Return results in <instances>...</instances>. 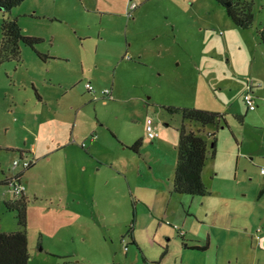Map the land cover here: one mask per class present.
Returning a JSON list of instances; mask_svg holds the SVG:
<instances>
[{
  "label": "rangeland",
  "instance_id": "rangeland-1",
  "mask_svg": "<svg viewBox=\"0 0 264 264\" xmlns=\"http://www.w3.org/2000/svg\"><path fill=\"white\" fill-rule=\"evenodd\" d=\"M128 1L138 7L126 12ZM249 1L250 29L235 25L215 0H25L0 11V41L5 17L18 19L25 35L43 39L38 49L57 58L45 62L23 46L19 62L0 63V183L24 172L29 264L171 257L169 264L176 254L184 264H207L212 251L182 252L178 234L206 240L219 212L225 219L230 210L256 208L253 193L264 183V46L257 34L264 0ZM89 81L113 97L95 98ZM249 81L254 97L258 92L254 111L243 100ZM168 107L214 109L222 119L204 127ZM148 119L156 139L147 134ZM183 124L209 144L208 196L173 191ZM70 141L76 148H66ZM33 146L36 166H14ZM21 198L0 184V231L19 230L6 204Z\"/></svg>",
  "mask_w": 264,
  "mask_h": 264
},
{
  "label": "trees",
  "instance_id": "trees-1",
  "mask_svg": "<svg viewBox=\"0 0 264 264\" xmlns=\"http://www.w3.org/2000/svg\"><path fill=\"white\" fill-rule=\"evenodd\" d=\"M25 0H0V11L9 14L14 8L20 6ZM222 5L228 16L238 27L250 29L254 23L255 15L253 3L249 0H215ZM2 38L0 41V63L7 61L19 62L22 58V47L33 49L37 56L47 61L51 56L42 53L38 48L43 42L42 38L25 35L18 19L5 17L2 26ZM257 34L264 46V27H259ZM170 111H179L184 120L206 125L215 124L222 119V114L201 108H175L168 107ZM249 111V110H248ZM141 142L138 141L132 149L139 151ZM215 143H213V147ZM209 144L207 140L186 128L183 124L178 145L177 164L174 173V192L180 195L208 196L209 191L203 181V170L208 158ZM33 167V166H32ZM31 168V167H30ZM28 168V169H30ZM24 169V170H28ZM23 173L15 176L20 179ZM9 179L0 184L9 186ZM22 198L6 204L10 211L17 212L19 230L14 232L0 231V264H29V241L27 236V202L23 194ZM20 196V197H21ZM196 250H206L207 247H195Z\"/></svg>",
  "mask_w": 264,
  "mask_h": 264
},
{
  "label": "crops",
  "instance_id": "crops-1",
  "mask_svg": "<svg viewBox=\"0 0 264 264\" xmlns=\"http://www.w3.org/2000/svg\"><path fill=\"white\" fill-rule=\"evenodd\" d=\"M129 1L126 4V12L129 10ZM138 5V4H137ZM56 56L53 53L52 60H56ZM49 62V60L45 61ZM55 82H60V81H54L51 80L48 83H55ZM90 82V81H89ZM60 84V83H58ZM62 85V83H61ZM94 86V85H93ZM260 86V84L258 85ZM86 88V87H85ZM96 89V88H95ZM106 89V88H105ZM87 90V89H86ZM255 93V100H257L258 92L256 94V89L254 90ZM88 93H90L87 90ZM101 93V92H100ZM100 93H98L100 95ZM113 94V92H112ZM93 95V94H92ZM36 97L39 101V103L45 102V98L36 91ZM103 100L104 103L107 102L105 99H100ZM214 110V109H212ZM215 111V110H214ZM147 125V124H146ZM199 131H201L199 129ZM60 133H64L63 130L60 131ZM57 134V133H55ZM70 136L72 138V142L75 144L76 140L79 139V134L75 132V130H72L70 133ZM56 138H62L59 135H55ZM92 140H95L92 138ZM141 142L142 145V140H137L135 143L130 147H132L138 142ZM68 143L66 145V148L69 146H72V148H76L74 144ZM58 144H62L61 140L57 141ZM140 145V147H141ZM58 152L64 148V145H58ZM82 146V147H86ZM139 147V149H140ZM64 148V149H66ZM33 150L31 149H24L20 151V159L26 158L28 156L36 158L38 157V154H40L39 149L36 146L32 147ZM133 150V149H132ZM134 151V150H133ZM37 162L33 165L36 166ZM207 165V163H206ZM31 167V168H33ZM30 168V169H31ZM264 168V167H262ZM205 170V168H204ZM204 170H203V177H204ZM24 173V172H22ZM175 173V172H174ZM20 174V173H18ZM18 174L14 175L13 177L17 176ZM260 174L264 176V174ZM13 177H8V179H11ZM22 177L18 179L20 182H22ZM174 181V179H173ZM174 191V187H173ZM32 192V191H31ZM175 193V192H174ZM176 194V193H175ZM255 198H256V208L251 209V210H230L231 212L225 219L220 217V212L216 215L219 219V222L213 226V229L208 232V234L205 236V239H190L186 240L184 236V232H182V242H180V249L182 252H191V253H197L196 251L199 252H207L213 254V258L211 259V255L209 256V261H212L213 263L209 262L208 256H207V264H264V183L262 184V189L256 194L253 193ZM23 196L27 199L30 196V190L25 187V191L23 193ZM70 196H67L66 199H69ZM225 213V210H223V214ZM174 237V236H173ZM138 239L136 236H134L133 241H137ZM168 242L172 241V238H167ZM206 246V250H196L193 249L195 247H203ZM167 251L166 252H173L170 249V245H167ZM172 253V255H173ZM171 255V256H172ZM178 254L175 255V262L169 263V264H184V257L180 256ZM145 257V256H143ZM181 258V259H179ZM171 257L166 258V261H164L163 258L161 260H156L153 259V262H157V264H168L170 261ZM128 261V257H125V263ZM150 262L147 257H145V264ZM188 264H194L191 263L190 261H187ZM79 263V262H77ZM119 264V263H118ZM132 264V263H130ZM155 264V263H154Z\"/></svg>",
  "mask_w": 264,
  "mask_h": 264
},
{
  "label": "built area",
  "instance_id": "built-area-1",
  "mask_svg": "<svg viewBox=\"0 0 264 264\" xmlns=\"http://www.w3.org/2000/svg\"><path fill=\"white\" fill-rule=\"evenodd\" d=\"M128 6H129L128 11H130V9L133 10V9L138 7L136 2H132V3L129 2ZM131 14L132 13H130L128 15H131ZM85 87L91 94L95 95V98H97V96H99L102 99L108 100L107 98L113 97L112 90H110V89H103L99 95L98 91L95 89V87L93 86V84L91 82H87L85 84ZM253 89H254V85L249 81L247 84V90L243 96V100H244L249 111H254L257 108V106L255 104V98L253 96ZM146 130H147L148 136L151 139H156L159 136L158 128L154 125V122L152 119L147 120ZM83 146H84V144H83ZM35 162L36 161H35L34 157L28 156V157L22 158L20 160H15L14 166H20L22 164L24 169H28V168L32 167L35 164ZM261 173L264 174V168H261ZM8 183H9V187L10 186L12 187L16 197H20L24 193L25 186L19 180L15 179L13 177V178L9 179Z\"/></svg>",
  "mask_w": 264,
  "mask_h": 264
}]
</instances>
